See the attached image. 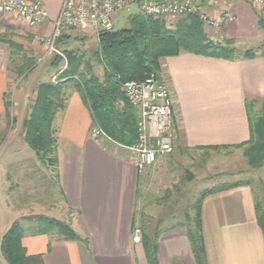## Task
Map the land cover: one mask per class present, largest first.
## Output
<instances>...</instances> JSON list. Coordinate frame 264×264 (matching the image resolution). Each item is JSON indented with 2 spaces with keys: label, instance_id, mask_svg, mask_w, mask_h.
<instances>
[{
  "label": "crops",
  "instance_id": "crops-1",
  "mask_svg": "<svg viewBox=\"0 0 264 264\" xmlns=\"http://www.w3.org/2000/svg\"><path fill=\"white\" fill-rule=\"evenodd\" d=\"M197 1L215 21L222 20L224 14L233 17L219 29L205 24L212 40H231L237 50L251 46L241 52L264 45L260 37L264 35V8L243 0ZM55 18L50 15L36 27L35 40L52 35ZM10 24L0 31L12 30ZM254 41L255 45H249ZM34 46L33 52L39 50ZM10 55L9 46L0 42V127L9 128L6 121L14 117L10 139L3 145L9 147V155H0V259L5 261L1 252L5 234L14 222L21 221L27 254L42 256L44 264H150L144 238L150 241L155 237L156 264H198L188 238V221L157 227L152 237L143 227L138 228V197L154 177L149 168L139 172L128 149L92 135V112L76 89L68 92L53 123L56 170L43 165L37 156L16 154L26 149L24 125L36 89L52 76L38 85L28 82L18 89L14 85L10 92L15 80ZM162 76L175 98L174 152L159 158L162 165L190 159L192 151L249 144L250 118L256 120L264 110V56L230 61L184 52L162 60ZM11 183L14 186L9 188ZM38 187L43 192L36 191ZM197 206L190 208L195 216ZM28 215L67 222L79 240H64L55 232L41 234ZM201 219L205 264H264V233L249 186L204 197ZM137 231L140 240L135 239Z\"/></svg>",
  "mask_w": 264,
  "mask_h": 264
},
{
  "label": "trees",
  "instance_id": "trees-1",
  "mask_svg": "<svg viewBox=\"0 0 264 264\" xmlns=\"http://www.w3.org/2000/svg\"><path fill=\"white\" fill-rule=\"evenodd\" d=\"M264 26V24H262ZM36 28H29L28 41L35 39ZM15 34L7 35L0 31V42L9 46L10 71L18 75L30 73L36 66L34 52L15 41ZM68 39L63 33L56 41L60 47ZM187 52L195 55L234 61L254 59L264 56V45L259 50L241 52L233 46L231 40L213 41L205 32V24L197 14L179 18L170 27L163 19H156L142 13L129 17V27L120 31L101 32L98 49L94 53L103 67V80L95 73L86 56L76 52H66L68 65L57 83H41L36 89V98L29 119L25 122V142L34 151L43 165L56 170L57 140L53 130L56 114L66 104L65 87L73 84L88 105L93 116V128L100 127L112 143L124 147H133L138 141L139 115L126 100L122 87L128 81L142 82L151 74L162 76V60L177 57ZM259 52L261 54H259ZM53 66L59 67L63 60L55 54ZM123 103L121 107L120 104ZM252 105L251 107H253ZM121 107V108H120ZM251 140L261 164L264 161V110L256 120L250 118ZM243 147V146H241ZM240 148V147H236ZM258 154H257V149ZM212 149H226L215 147ZM255 160L254 165L260 166ZM249 186L248 182H237L218 190L209 191L201 196L196 216L188 221V238L198 264H205V247L201 219V203L204 197L233 188ZM258 223L264 233V207L256 204ZM41 234L57 233L68 241L79 240L73 228L62 221L46 216L33 218ZM156 236V235H155ZM24 230L21 221H16L5 234L1 252L8 264H44L42 256H29L23 246ZM156 238V237H155ZM145 240L146 253L150 264H156V239Z\"/></svg>",
  "mask_w": 264,
  "mask_h": 264
},
{
  "label": "rangeland",
  "instance_id": "rangeland-1",
  "mask_svg": "<svg viewBox=\"0 0 264 264\" xmlns=\"http://www.w3.org/2000/svg\"><path fill=\"white\" fill-rule=\"evenodd\" d=\"M40 1L46 5L49 17L50 15L55 16L57 20L64 0ZM202 1L204 2L206 0ZM135 13H140L136 5H131L129 9L121 12L115 20L114 30L120 31L128 28L129 17ZM6 18V16L0 15V29H2V27H9L11 21L6 20ZM177 21L178 19L170 20L166 23L168 26L172 27ZM17 22L15 24H10V29L12 30L5 31L6 34H16L17 32L16 35L19 38L15 41L33 51V46L35 44L34 48L39 50L34 52L36 56H34L36 66L30 73L18 75L13 71V73H15V80L10 86V92H12L14 85H16L17 89L22 88V85L28 82L38 85L42 81H45L44 79L48 76H52L49 78V81L57 83L61 73L66 70L68 65L66 52H76L77 54L79 53V55L86 56V62H90L94 68V73L103 80V67L94 56V53L98 49L99 34L92 33L91 31L66 30L65 34H67L68 39H65L66 41H63L59 48L55 46L60 53L57 55L62 58L63 63L59 67H55L53 66V61L57 58L55 55L56 53L52 52L48 54V46H45V44L38 39H34L32 43L29 42L27 38L29 29H26L24 25ZM260 37L264 38V35ZM249 45H255V41ZM247 47L251 46H240L239 51H243ZM47 55H50L49 59L47 58L40 62V60ZM51 67H53V70ZM67 88H69V90L64 91L66 97L70 90L76 89L71 83L68 84ZM13 103L15 105V100ZM120 106L122 107L123 103H121ZM12 116L13 115L6 121V123H9V128L5 129L0 127V155L2 156L9 155L10 152L8 150L9 147H3V145L10 139L9 135L14 127V117ZM24 146L26 149L18 150L16 153L17 155L23 157H28L30 155L36 156L34 151H32L27 144ZM121 148L129 150V148ZM256 149L258 154L259 148ZM191 153L190 159H183V161L178 163L169 162L162 165V161L158 159V162L148 169V171H151L154 180L150 182L147 187L148 190L141 193L138 197L136 221L138 228L142 229L143 227L147 230L150 237L153 236L154 229L157 227L162 228L178 222L185 223L186 221L193 220L195 213L192 210L190 211V208L194 204H198L197 202H199L203 193L218 190L237 182H248L249 189L253 193L254 202L256 204L260 203L264 207V161L260 164L258 159H252L254 156L258 157L252 143L240 148L206 149L203 150L202 153L195 151ZM175 154L178 155L177 152ZM255 160H257L260 166L252 163ZM52 177L54 178L53 175ZM13 184L14 183H11L9 188L14 186ZM36 191L43 192L40 191V187H38ZM39 197L37 196V198L34 199L38 200ZM23 201L28 203V198H25ZM185 215L187 216L186 218ZM34 216L28 215V218L33 219L35 218ZM0 261L2 264H8L2 259H0Z\"/></svg>",
  "mask_w": 264,
  "mask_h": 264
},
{
  "label": "built area",
  "instance_id": "built-area-1",
  "mask_svg": "<svg viewBox=\"0 0 264 264\" xmlns=\"http://www.w3.org/2000/svg\"><path fill=\"white\" fill-rule=\"evenodd\" d=\"M254 7L263 8L264 0H243ZM136 5L140 13L166 22L187 15L197 14L209 26L219 29L222 23L233 17L224 14L222 20L211 19L197 0H64L53 33L47 38H38L48 46V54H60L55 48L58 38L66 30L91 31L100 34L115 29L117 16ZM0 15L14 17L28 28H36L49 18L46 7L29 0H0ZM42 59L40 60V62ZM127 102L138 112V141L129 148L139 172L154 166L160 157L174 152V106L175 98L168 81L151 74L142 82L128 81L122 87ZM92 135L107 138L100 127ZM140 232L137 231L136 240Z\"/></svg>",
  "mask_w": 264,
  "mask_h": 264
}]
</instances>
